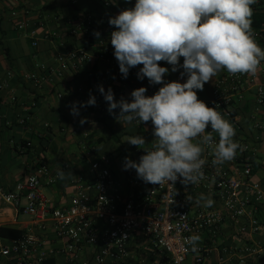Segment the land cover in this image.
<instances>
[{
  "label": "built area",
  "instance_id": "built-area-1",
  "mask_svg": "<svg viewBox=\"0 0 264 264\" xmlns=\"http://www.w3.org/2000/svg\"><path fill=\"white\" fill-rule=\"evenodd\" d=\"M76 2L71 0L70 4L75 6ZM128 3L134 7L135 0ZM259 4L257 0L253 9ZM30 16L28 9H22V20L16 27L36 48L38 39L30 26ZM113 30L107 22L97 25L92 16L79 15L74 26L53 33L50 41L66 49L68 37L81 36L91 43L97 58L114 65L124 78L110 44ZM254 30L257 43L264 48V27ZM94 31L101 33L99 40ZM67 59L79 68L92 57L79 50L60 53L57 62L62 70L67 67ZM181 71L182 68L176 76L185 82L187 77L181 78ZM137 72L132 68L124 78L132 91L146 87V95H153L161 87L143 85ZM24 78L37 88L45 80L34 74ZM7 89L9 83L0 84V91ZM248 100L250 110L241 117L239 107ZM16 101V97H10V103ZM203 101L216 107L233 124L234 140L244 148L238 150L235 159L214 166L213 149L205 146L204 178L188 186L179 180L174 185L145 183L134 169H123V179L119 180L112 170L111 156L97 153L88 140L89 134L74 129L72 135L79 139L81 158L89 161V169L87 176L78 174L72 180V194L65 205L53 207L44 196L43 188L54 185L57 176H52L42 162L11 190L0 187V200L28 217L32 225L9 243H4L0 236V264H45L56 258L62 260L61 264H185L189 257L193 264L262 263L264 221L259 219V213L264 211V181L254 182L252 177L257 164L264 169V62L255 75L232 76L222 70L216 76L210 98ZM31 105H36V101ZM10 124L8 121L5 126ZM213 136L218 142V135ZM30 146L31 142L26 140L20 149ZM141 152L145 154L144 150ZM201 193L214 200L211 208L195 203ZM49 230L60 245L49 244ZM193 234L201 237L196 253L185 243Z\"/></svg>",
  "mask_w": 264,
  "mask_h": 264
},
{
  "label": "clouds",
  "instance_id": "clouds-1",
  "mask_svg": "<svg viewBox=\"0 0 264 264\" xmlns=\"http://www.w3.org/2000/svg\"><path fill=\"white\" fill-rule=\"evenodd\" d=\"M256 3L257 0H135L134 7L109 17L108 23L115 29L110 33V44L122 76L126 79L130 69L142 65L137 78L162 85L153 95H146V87L136 88L130 93L131 100L119 101L111 88L105 91L103 86L98 87L108 104L107 111L118 122H151L153 126L150 149L143 136L127 138L126 142L143 149L145 154L138 162L125 157L124 170L134 169L145 183L174 185L179 180L188 186L204 178L205 146L213 149L214 166L232 161L238 150H244L234 140L233 124L216 107L199 99L197 93L222 70L232 76L257 73L264 62V48L257 43L252 28V6ZM93 35L99 40L101 33L94 31ZM160 62L171 65V72L182 68L180 76H186V81H165L169 68ZM77 103L71 106L73 116L79 115ZM95 104V97L90 95L80 107ZM86 122V118L80 120L81 125ZM213 133L218 135V142ZM57 176L66 178L63 171H58ZM195 203L211 208L214 200L201 193ZM200 242L198 234L185 240L193 253L199 250Z\"/></svg>",
  "mask_w": 264,
  "mask_h": 264
},
{
  "label": "crops",
  "instance_id": "crops-1",
  "mask_svg": "<svg viewBox=\"0 0 264 264\" xmlns=\"http://www.w3.org/2000/svg\"><path fill=\"white\" fill-rule=\"evenodd\" d=\"M76 1V5L72 6L71 0H0V84L9 83V89L0 91V187L5 191L11 190L38 163H45L52 176H57L58 171L66 174L64 180L57 176L54 185L43 188L44 196L53 207H61L68 202L72 194V180L76 175H88L89 161L81 158L79 139L72 135L74 129L89 134L88 140L95 145L97 153L111 156L112 170L119 180L123 179L124 154L136 162L143 155V149L127 143V138L143 136L149 149L154 140L151 122L125 124L118 122L115 115L107 111L108 104L99 92V86H103L105 91L111 88L117 101L121 98L131 100L132 88L114 65L97 58L90 42L81 36L68 37L66 49H63L50 41L53 33L65 32L74 26L79 15L92 16L98 25L108 23L109 17L132 6L128 0ZM22 9L31 12L30 26L36 31L38 39L36 48L32 47L30 38L17 30L16 26L22 20ZM256 9L257 13H264V0H260ZM78 50L85 51L92 59L79 68L73 67V62L67 59V67L62 70L58 66V55ZM160 63L169 68L165 81L179 80L176 72H171V65ZM140 67L142 65L136 69L139 71ZM46 69L51 70L47 73ZM30 74L45 79L39 88L24 78ZM216 76L204 85L203 91H198L201 100L210 98ZM142 81L145 86H162L149 84L147 78ZM90 95L95 97L96 104L80 107V103L87 102ZM11 96L16 97V103H10ZM33 100L36 101L34 106L31 105ZM74 102H79L78 116L70 114ZM250 107L251 100L242 103L239 116L245 117ZM114 112L118 115L119 109ZM82 118L87 120L83 125L80 124ZM8 121L10 126H5ZM26 140L31 142V146L21 150ZM252 181H264V169L259 164L254 169ZM259 219L264 221V211H260ZM31 228L28 217L0 200V230L17 233L15 237L0 235L4 243H9ZM48 233L49 244L60 245L51 230ZM192 262L189 257L185 264ZM61 263L62 260L56 258L45 264ZM260 264H264V261Z\"/></svg>",
  "mask_w": 264,
  "mask_h": 264
},
{
  "label": "trees",
  "instance_id": "trees-1",
  "mask_svg": "<svg viewBox=\"0 0 264 264\" xmlns=\"http://www.w3.org/2000/svg\"><path fill=\"white\" fill-rule=\"evenodd\" d=\"M257 10L258 9L254 10V14L252 17V20H253L252 28L253 29H258V28L264 26V13H257L258 12ZM115 140H118V137H115ZM5 233H8V234L6 235ZM0 235L1 236L11 235L12 237H15L17 235V233L15 231L1 229Z\"/></svg>",
  "mask_w": 264,
  "mask_h": 264
},
{
  "label": "rangeland",
  "instance_id": "rangeland-1",
  "mask_svg": "<svg viewBox=\"0 0 264 264\" xmlns=\"http://www.w3.org/2000/svg\"><path fill=\"white\" fill-rule=\"evenodd\" d=\"M128 143V142H127ZM127 146H128V144H127ZM126 146V147H127ZM120 150V149H119ZM125 156H124V160H125V157H127V158H129L130 159V157L128 156V154H124Z\"/></svg>",
  "mask_w": 264,
  "mask_h": 264
}]
</instances>
